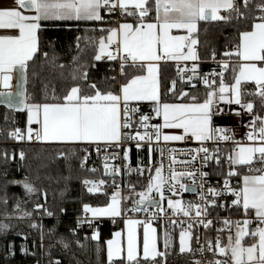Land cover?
Wrapping results in <instances>:
<instances>
[{"label":"snow or ice","instance_id":"snow-or-ice-1","mask_svg":"<svg viewBox=\"0 0 264 264\" xmlns=\"http://www.w3.org/2000/svg\"><path fill=\"white\" fill-rule=\"evenodd\" d=\"M105 13L109 17L118 14L125 22H120V19L106 20ZM128 18H132L131 22H128ZM233 21L245 26L244 30L238 29V43L232 50L224 51L220 60H217L216 50L213 49L210 58L217 63L219 71L213 69L201 73L198 39L194 38L200 23L230 24ZM61 22H75L77 25L99 22L101 25L115 26L87 30L101 33L98 37L77 36V55L72 58L74 67L70 74L71 86L64 90L63 95H56L53 91L51 96L45 93L41 100H36L26 87L29 64L42 56L46 62L55 65L58 59L54 51L55 42L48 41L49 47L53 49L51 54L42 51V42L49 26ZM0 29L5 30L0 34V105L9 111L27 114L26 132L17 127L8 132L9 138L16 141L26 138L28 141L86 143L95 145L97 153L101 150V144L109 148L113 145L122 146L125 141H136L138 150L147 144L150 155L159 151L161 157L164 149L153 147V138L157 145L161 141H184L186 137L198 141L201 147L187 149L189 159L178 161L175 155L178 150L169 149L167 179L163 176L161 159L159 166L155 167V175L148 177L143 191L135 193V185H132L130 192L139 199L133 202V207L128 211L150 212L155 208L159 213L165 212L161 205L166 199L167 190L171 194L167 197L168 209L174 215L179 213L189 219L187 227H182L179 233L180 253L199 251L203 255L210 252L213 257H222L208 260L207 264H264V115H261L264 111V0H12L11 4L0 0ZM77 30H80L79 27ZM173 30H183L186 34L173 35ZM82 40L86 41L84 47H81ZM89 46L95 50V54L91 61L82 62ZM234 57L238 63L233 62ZM102 60L114 62L115 66H110L96 79L91 75V70L98 71L96 62ZM162 61L176 63L177 78L171 80L168 92L181 102L162 100ZM188 62H191V67L187 66ZM58 67L64 68L65 65L60 64ZM230 67L233 75L229 83L225 73ZM14 75L15 92L12 91ZM179 81L194 90L198 83H202L205 86L204 98L201 100L198 95L183 89L177 91ZM249 83L254 85L252 90L247 89ZM142 102H149L155 116L162 118L163 123L150 125L151 116L141 113ZM222 105L227 106L228 112ZM233 105L238 107L233 109ZM227 114H247L251 117L243 124L248 129L245 133L247 142L236 141L226 156L229 170L219 173L224 177L222 187H205L210 173L201 171V168L213 160L220 166L221 150L219 147L210 150L204 144L209 141L218 144L220 141L235 140L231 129L215 124V117ZM136 116H139L138 121L134 119ZM140 128L144 131L141 132ZM165 129L182 130L183 134H166ZM129 153L130 149L124 150L125 160L130 158ZM60 155L64 156V153ZM0 156L5 161L9 159L7 150ZM12 158H15L14 155ZM19 158H25L23 151L19 153ZM107 161L108 157H105V173L115 177L119 169H110ZM197 161L200 168L187 167ZM177 163L185 165V168L177 171L173 167ZM256 163L262 167H255ZM239 168H247V172L238 171ZM136 171L143 174L145 169L137 168ZM147 171L151 173L152 169ZM185 178L194 185L191 191L198 194V201L184 202L171 198L189 190V185L181 183ZM197 178L200 180L198 185ZM233 178L237 181L235 186L232 184ZM105 183L104 180L84 181L85 185H90L87 188L89 193L99 192L100 186ZM8 184L22 186L28 199L15 197L9 212L13 198L7 195L6 184L4 195L0 196L3 214L7 220L31 221L29 227L39 233L38 248L47 257V264H63L61 258H54L58 248L64 253H71L74 244L79 248L84 247L78 235L83 225L97 228L91 239L98 241L100 233L95 222L102 217L115 219L124 212L122 201L125 197L113 180L112 187L116 191L112 192L110 201L103 207L84 204V216L76 218L75 227L69 226L66 234L60 233V217L67 213L66 208L56 210L48 206L47 191L36 187L28 177L8 181ZM229 194L233 197L231 207L238 211L242 209L244 218L235 221L218 218L217 222L222 223L223 227L216 229L215 241L206 237V244L194 250L191 242L195 238L199 243L200 239L199 236L194 237V227L211 229L214 222L208 218L209 209L228 208L227 202L221 203L220 200ZM29 202L32 204L31 209L26 207ZM157 212L151 215L154 217ZM45 218H55L56 224L46 228L43 224ZM124 223L127 229L126 247L121 242L122 232H115L114 238L107 241L109 264H117V259L118 264H125V260L127 264H160L158 258L166 259L167 250L171 247V237L167 232L164 234V251H161L157 230L150 222L126 219ZM141 223L144 225L142 257L137 234V226ZM254 223L256 226L252 227ZM10 228L9 223L0 222V236L6 237ZM225 231L228 232L227 243L222 242L221 233ZM17 235L25 241L20 246V252L36 258V264H40L38 252L27 246L29 235ZM245 238H251V243L246 244ZM46 239L48 243L45 247ZM85 239L88 237L85 236ZM33 247H37V242H33ZM15 255L16 246L9 243L5 259ZM193 264L205 262L195 260Z\"/></svg>","mask_w":264,"mask_h":264},{"label":"trees","instance_id":"trees-1","mask_svg":"<svg viewBox=\"0 0 264 264\" xmlns=\"http://www.w3.org/2000/svg\"><path fill=\"white\" fill-rule=\"evenodd\" d=\"M258 14V13H257ZM129 19V18H128ZM111 27V24L101 25L99 22H88L77 25L75 22H61L55 26H49L48 31L44 34L42 42V51H47L50 54L53 49L49 47L48 41L55 42V54L58 59L55 65L46 62L43 57H39L35 62H30L28 68L27 89L36 100H41L45 93L49 96L55 92L56 95H63L64 90L71 86V72L73 69L72 58L77 55L76 51V37H98L99 32L87 31L93 27ZM79 27V31L77 30ZM244 25L238 24L235 21L232 23L224 22H201L198 28V53L201 58L200 72L205 73L208 69L215 66L214 61L211 60L212 50L215 49L217 59H222V53L226 50H232L236 43H238V29L244 30ZM86 44L85 40L81 41V47ZM95 50L89 46L82 58L83 61H91ZM234 63L238 60L234 57ZM65 65L64 68L58 65ZM110 66H115L114 62L102 60L96 62V70H91V75L99 79L105 70ZM176 64L167 61L160 66L161 79V93L164 102H181L171 93L168 88L171 86V80L176 79L177 71ZM135 71V70H130ZM112 75L113 73H108ZM139 74V73H137ZM231 67L225 73L226 80L230 83L232 78ZM177 91L183 89L184 91L198 95L202 100L205 95V86L198 83L197 89H192L184 82L177 83ZM254 85L249 83L248 90H252ZM249 99H255L249 97ZM146 104V103H145ZM257 110H259V103L257 102ZM264 115V111L261 112ZM27 126L26 112L9 111L5 106L0 105V128L4 131L5 136L8 132L15 128L24 129ZM85 144H68V143H44L42 141L27 143L21 145L19 148L24 150L25 158L23 160L5 161L0 156V196L4 195V186L7 184V195L13 200L9 204V212L11 211L14 198L19 197L27 200L24 190L20 185L8 184L11 180H23L28 177L29 181L36 185V187L46 190L48 197V206L58 210L60 207L67 209V213L61 215L62 223L59 226L60 233H67L69 226L75 227L77 217H83V205H104L110 199V194L114 187L109 183L113 180L118 181L117 178L104 173L102 169H92L82 166L81 160L83 157ZM7 150V146L0 147V153ZM63 152L64 156L60 153ZM132 162H135V149L132 148ZM244 172L245 169L241 168ZM90 180L99 182L106 181L104 184L105 190L96 193H89L87 188L90 185H85L84 181ZM148 183V176L145 172L140 174L138 171H132L126 177L123 186L125 190L130 189L132 185L135 188L145 189ZM34 200L35 197L33 196ZM26 207L31 209L32 204L29 202ZM0 222L9 223L11 225L10 231L6 237L0 236V264H36V258L25 256L20 252V246L25 243L22 236L17 233H26L29 235L27 246L30 250L38 252L40 262L44 259L47 263V257L38 248L39 233L29 227V220H7L3 214L2 207H0ZM43 224L46 228L52 227L56 224L55 218H45ZM112 219L97 220L98 231L100 239L98 241L91 239V234L82 227L79 230V239L84 247L79 248L75 244L72 246L71 253H64L57 249L54 252V258H61L63 264H109L106 256V240L112 235ZM85 236L88 239H85ZM37 242V247H33V242ZM14 243L16 246V255L9 259H5L7 255V245ZM48 240H45V247ZM74 256V259H73ZM160 264H193L192 253H180L179 242L176 234L175 244L172 250L165 258H158ZM118 264V260H117ZM125 264L127 262L125 261Z\"/></svg>","mask_w":264,"mask_h":264},{"label":"built area","instance_id":"built-area-1","mask_svg":"<svg viewBox=\"0 0 264 264\" xmlns=\"http://www.w3.org/2000/svg\"><path fill=\"white\" fill-rule=\"evenodd\" d=\"M224 14V13H222ZM105 19H120V21H122L123 19H121L119 17V15L117 14L116 16L113 17H109L107 13H105ZM114 24H111V26H113ZM220 60V59H217ZM215 66L211 69H208L205 73L210 72L213 69H216L217 71H219V67L217 65L216 62H214ZM189 67V66H188ZM140 110L141 113L144 114H148L151 116V120L149 121V124H154V123H161V118L160 117H156L155 113L152 111V105L150 103H141L140 105ZM135 120H139V116L134 117ZM33 127H37L36 125H33ZM26 128L21 129L22 131L26 132ZM226 128H229L232 130V132H234L235 134V140L234 141H220L218 144L209 141L206 142L204 144L205 147H208L210 150H212L213 148L219 147L220 148V156H221V164L220 166H217L215 164V161H211L209 162V164L203 168H201V171H206L210 173V176L207 180V183L205 184V187H207L208 185H211L213 187H217L220 188L223 185V179L224 177L219 175V173L223 172V173H227V171L229 170V165L228 162L226 160V156L229 154L230 150L235 146V142L236 141H244L247 142L245 140V133L248 131V129L246 127H244L242 124L240 123H234L233 125L227 126ZM141 132L144 131L143 128L139 129ZM149 131H151V129L149 128ZM135 133V129L133 130V134ZM232 134V133H230ZM34 142H39L35 139H33L32 141H28L26 138L24 140H20V141H16L13 140L11 138L8 137V135L5 136L4 131L0 128V147L1 146H7V152L9 153V159L14 161V160H18L19 158V153L21 151L24 152L23 149L19 148L21 145L23 144H27V143H34ZM153 147H160L164 149V155L163 157H161L159 151H155L152 152L153 154H156V158L160 164L161 159L163 160V176L165 179L168 178L169 176V149L175 148L178 151L175 153L176 155V159L179 160H185V159H189L190 158V154L188 153L187 149H195L198 147H201L200 142L195 141V140H189L187 137L185 138L184 141H169V142H163L161 141L159 145L156 144L155 139L153 138ZM136 147V141H125L123 143L122 146L120 145H113L112 147L109 148H105L103 146V144H101V150L99 151V153H97V149L95 145H88L85 144L84 146V151H83V157L81 160V164L82 166L89 168V169H102L105 173V169H104V163H105V157H108V164L110 166V169L112 168H116L119 169V172L115 175V177H113L110 174H107L109 176H111L112 178H117L118 181H115V184L119 185L120 191L122 193V196L125 197V199L123 200L124 202V212L123 214L119 217V219H115L112 220V226L115 228H118L120 226L119 221L120 220H124L126 218H130V217H136L139 218L142 222H150L153 223L155 225H157L160 230H161V246H162V251H164V247H163V241H164V234L165 232H167L170 237H171V247L167 250V254L172 250L174 244H175V240H176V234H178L181 230L182 227L186 228L187 227V223L189 222V219L186 217H183L182 214H173V212L168 209L167 205L164 204L162 202V207L165 209V212L163 213H159L157 212V210L155 208H152L150 210V212H144V211H140V212H130L128 211V209L133 207V202L137 199H139V197L135 194V193H139L140 191H143L144 189L142 188H135V193L130 192V189L125 190L123 183L126 179V177L128 176V174L132 171H134V164L132 162V156H131V150L132 148ZM144 147H147V144H145ZM148 148V147H147ZM125 149H130V153H129V159L125 160L123 157V153ZM14 155V159L12 158V156ZM202 155V154H201ZM84 157H87V160H84ZM255 167L259 168L262 167L261 164L256 163L254 165ZM173 167H175V169L177 171H181L185 168V165L177 163L176 165H174ZM189 169L196 167V168H200V163L199 161H197L195 164L192 165H188L187 166ZM129 169H131L132 171H129ZM245 171L243 173L247 172V168H244ZM238 171H241V168L237 169ZM242 172V171H241ZM106 174V173H105ZM181 183H184L186 185H189L190 187H194V185H192L191 180L185 178L181 181ZM200 183L199 178H197V185ZM237 183L236 178L232 179V184L233 186H235V184ZM113 185V181H111L109 183V185ZM106 186H101L100 187V191L105 190ZM116 189V188H114ZM165 195L166 196H170L171 194L167 192V190H165ZM128 197H131V199H128ZM171 198H175V199H182V201L187 202V201H198L199 197L198 194L196 192H193L190 190L185 191V192H181L179 196H172ZM233 197H231V195H226L225 197L221 198L220 202L224 203L225 201L227 202V204L229 205L228 208H216V209H209L210 212V216L208 217L209 219L213 220V226L211 229L209 230H205L203 227H194V231H193V235L194 237L199 236V243L196 242L195 238L193 239L191 246L194 250L198 249L201 245H205L206 244V237L207 238H211L213 240V242L215 241V237L217 235L216 229L223 227L222 223H218L217 219L219 218L220 220H222L223 218H230L231 220L235 221V220H241L244 218L243 215V211L241 210H237L234 207H231V200ZM156 199L158 200L159 197H156ZM152 212H157V214L153 217L151 215ZM254 216V213H253ZM251 218V217H250ZM181 221H183V225L181 224ZM97 225V221L95 222ZM255 223L252 225V227H255ZM82 228L84 230H86L87 232H89L92 236L93 231H96L97 228H89L87 224L83 225ZM235 228L232 229V231H234ZM228 232L225 231L223 233H221L222 236V242L223 239L225 237V235ZM214 258H222V257H213L212 253L210 252H205L203 255L199 252V251H194V253H192V262L195 260H202L205 262V264H207L208 260L214 259ZM40 264H47L45 262V260L43 259Z\"/></svg>","mask_w":264,"mask_h":264},{"label":"crops","instance_id":"crops-1","mask_svg":"<svg viewBox=\"0 0 264 264\" xmlns=\"http://www.w3.org/2000/svg\"><path fill=\"white\" fill-rule=\"evenodd\" d=\"M4 3L5 4H11L12 3V0H4ZM131 19L132 18H129L128 19V22H131ZM120 22H125V21L122 20ZM114 26H115V24L113 26H111V27H114ZM4 31L5 30L0 29V34H3ZM184 34H186V33L183 30H173V35H184ZM194 38L197 39V34L195 35ZM185 43L187 44L188 42L185 41ZM197 52H198V44H197ZM163 62L164 61H162L160 63V66H161V64ZM170 62H173L174 64H176L174 61H170ZM187 66L191 67V62H188V65ZM179 82H183V81H179ZM193 83H196V81H193ZM14 84H15V75L13 77V85ZM142 103H149V102H142ZM169 103H176V102H169ZM222 107L225 108V112H228L227 106H223L222 105ZM234 107H238V106L233 105L232 108H234ZM214 119H215V124L217 126L227 127V126L233 125L234 124V121H237L236 119H240V117L239 116H236L235 117V116H233V114H227V115L217 116ZM161 123H163L162 118H161ZM239 123L243 125L242 121H239ZM164 132L166 134H170V135H182L183 134L182 130H169V129H165ZM42 142H44V141H42ZM44 143H61V142H44ZM68 144H86V143H68ZM134 149H135V152H136V154H135V162L133 163L134 164V167H135L134 168V171L137 172L136 171L137 168H142V169H145L144 172L147 174L148 177L150 175L154 176L155 175V167L159 166V162H158V160L156 158V154L151 153V155H150L147 147H143V148H141L139 150L137 149V147H134ZM131 156H132V152H131ZM147 169H152L151 173L149 171H147ZM101 186L103 187L104 185H101ZM113 191H116V190L114 189ZM111 194H110V197H111ZM165 197H166V199L163 201V203L167 205V197L168 196L165 195ZM172 199H175V198H172ZM109 201H110V199H109ZM105 205L106 204H104V205H92V206H94V207H103ZM122 208H124V202L123 201H122ZM88 217L89 218L91 217V214L90 213L88 214ZM117 218L119 219V217H116L115 219H117ZM100 219H112V220H115V219H113L111 217H102ZM126 219H134V220L141 221L139 218H136V217H130V218H126ZM126 219L119 221L120 226L118 228H115V227L112 228V235L105 242V245H106V256H107V241L110 240V239H113L114 238V233L117 232V231L122 232L121 242L126 247V234H127V229H126V226H125V223H124V221ZM151 225H152L153 228H155L157 230L158 247H159V250L162 251V246H161V230H160V228L157 225H155L153 223H151ZM143 231H144V225H143V223H141V224H139L137 226V234H138V241H139V246H140V255H141V257H142V248H143ZM179 233L177 234L178 240H179ZM232 233L234 234L235 233V230L232 231ZM227 236H228V233L225 235V237L223 239V243H227ZM245 243L246 244L251 243V238H245Z\"/></svg>","mask_w":264,"mask_h":264},{"label":"rangeland","instance_id":"rangeland-1","mask_svg":"<svg viewBox=\"0 0 264 264\" xmlns=\"http://www.w3.org/2000/svg\"><path fill=\"white\" fill-rule=\"evenodd\" d=\"M235 108H237V107H234L233 109H235ZM233 116L236 117V115H234V114H233ZM239 117H240V119H236L237 121H234L235 124L239 123V121H242V123L245 124V123H247L248 120L251 119V117L248 116L247 114H244L243 116H239ZM178 242H179V240H178Z\"/></svg>","mask_w":264,"mask_h":264},{"label":"water","instance_id":"water-1","mask_svg":"<svg viewBox=\"0 0 264 264\" xmlns=\"http://www.w3.org/2000/svg\"><path fill=\"white\" fill-rule=\"evenodd\" d=\"M15 84H16V77H15ZM15 84H14V87H13V89H12L13 92L16 91ZM190 189H191V187L189 188V190H190Z\"/></svg>","mask_w":264,"mask_h":264}]
</instances>
